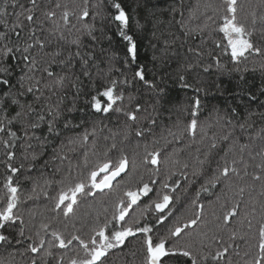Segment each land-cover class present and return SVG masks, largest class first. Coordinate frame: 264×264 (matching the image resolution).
Returning a JSON list of instances; mask_svg holds the SVG:
<instances>
[{
  "label": "trees",
  "instance_id": "16d2710c",
  "mask_svg": "<svg viewBox=\"0 0 264 264\" xmlns=\"http://www.w3.org/2000/svg\"><path fill=\"white\" fill-rule=\"evenodd\" d=\"M116 2L129 18L125 31L137 43L135 63L127 56L119 23L112 19ZM25 8H31L36 19L29 23L20 17L19 39L0 24V32L8 36L0 40V49L7 44L19 46L22 52L32 44L24 55L37 62L32 67L20 52H14L15 59L6 61L12 69L10 84H0V210L7 205L6 184L11 177L17 188L13 211L21 218L14 227L0 229L10 241L0 242V261L70 264L73 258H84L79 241L91 247L92 230L105 223L106 234L113 226L118 229L113 220L116 204L120 199L127 203L124 192L145 183L154 191L133 205L121 222L124 226L139 219L133 228L151 227L154 241L166 237L169 246L190 245L197 264L264 260L259 249V229L264 225V0H238L237 20L251 33L246 38L261 49L260 54L246 52L239 62L232 61L219 31L226 15L224 0H36L35 5L30 0H0V10L7 14L0 20H7L11 28L16 22L13 13ZM49 12L54 15L49 17ZM85 59L88 76L83 75ZM140 69L148 83L134 78ZM60 77L64 79L57 84ZM4 78L0 73V80ZM112 81H116L114 94L123 97L113 108L122 111L96 112L92 96L112 86ZM197 99L200 106L195 109ZM128 113L136 120H130ZM193 119L195 132L188 129ZM151 154H156V164ZM122 157H127L128 166L111 188L77 194L68 216L63 205L55 209L61 191L81 181L90 187L89 174L98 170L97 165L115 166ZM226 165L230 171L223 176ZM104 175L99 172L97 182ZM158 193L173 197L162 224H157L161 214L154 207L145 211ZM232 209L237 214L225 223L224 216ZM197 213L195 225L184 228L178 238L168 237L169 229L183 228ZM41 224L48 229L42 230ZM21 227L31 239L18 236ZM37 232L45 244L32 253L26 249L29 243L39 244ZM53 232L67 247H59ZM17 239L22 243L17 244ZM143 240V233L127 237L97 264H143ZM226 247L222 258L212 259ZM164 264H191V259L166 258Z\"/></svg>",
  "mask_w": 264,
  "mask_h": 264
},
{
  "label": "snow or ice",
  "instance_id": "6c2138e0",
  "mask_svg": "<svg viewBox=\"0 0 264 264\" xmlns=\"http://www.w3.org/2000/svg\"><path fill=\"white\" fill-rule=\"evenodd\" d=\"M30 3L32 5L36 4V0H30ZM237 4L238 0H224L225 5V11L226 15L222 17L223 23L219 26V31L224 34V38L227 40V49L230 50V56L232 61L239 62L240 58L245 57V53L252 51L256 54L261 53V49L258 47H255L254 44L251 42L250 39L246 38L251 35V33L246 29L244 24H241L237 20ZM59 6V5H58ZM13 7H16L15 2L13 3ZM21 8H23V5H20ZM112 7L116 10V14L112 17V19L119 23V35L123 38L124 41L127 42V56L131 58V62L135 63L137 60V43L134 41L133 37L131 35H128L125 29L127 28L129 24V18L126 15L125 10L122 8L121 4L116 2L112 4ZM7 15L4 10H0V16ZM13 15L16 16V22L12 25L11 28H9V25L7 23V20H0V24H3L5 28H8L9 32H15L17 38L19 39L20 33L16 32V29L22 28L23 24L20 21V17H24L25 20H27L29 23H32L36 18L32 14L31 8H25L23 12H16L13 13ZM49 17L54 15V13L49 12L47 14ZM84 16H87V11H84ZM68 13H64L65 19H67ZM209 19H211L209 17ZM262 20H264V17H261ZM253 23H255V19H253ZM8 36L5 32H0V40H7ZM36 44H38L41 48L44 47V44L37 40L35 41ZM75 43V41H74ZM219 47V44L217 45ZM33 47L32 44H27L23 51L21 52V49L19 46L10 47L7 44L0 49V73L5 74V78L3 80H0V84H10V80L8 79V76L11 75V66L6 64V61L15 59V56L12 55L14 52H20L22 59L24 61H29L30 65L32 67H35L36 60L35 58H32L30 60L28 55H24V53H28L29 50ZM190 51H192L190 49ZM79 55V53H77ZM90 55V54H89ZM89 61L85 59L82 64V68H84L83 75L88 76L89 72L86 68ZM127 63V61H126ZM208 69L205 68V71ZM45 71L48 73V76H52L53 73L51 71H48L45 69ZM134 78H138L140 81H144L145 83H148L145 80V75L143 72V69L137 70L134 73ZM21 81L24 80V77L22 76ZM64 78L60 77L56 83L59 84ZM179 79L183 81L185 78L184 76H180ZM116 81H112V86L106 87L103 91L98 92L97 95L92 96L91 100V107L96 112H109L112 110H115L117 112L122 111L121 108H113L117 100H121L122 96H117L114 94ZM23 86V84H21ZM184 87H189V85L184 84ZM33 89L32 87H29L27 89L28 92H31ZM161 92L164 90L161 89ZM264 91V90H262ZM7 95V93H6ZM100 97L104 98L105 103H102ZM13 103H16L14 100ZM200 106V101L197 99L195 101V109H198ZM31 111V109H29ZM137 111H139V105H137ZM233 112H235V109H233ZM19 115V113H17ZM128 118L130 120H136V116L132 113H128ZM192 115H196V111L194 110L192 112ZM42 119V117H41ZM230 122V121H229ZM11 123V121H9ZM32 127H36V125H32ZM197 127V120L193 119L191 123L188 125L189 131L195 132ZM241 128L244 127L243 124L240 125ZM53 129L51 125L49 126V131L51 132ZM0 131H3V128L0 127ZM9 135L15 136L16 134L14 132H9ZM137 135H141L140 132H137ZM87 136H84V139L87 140ZM224 139H227L225 136ZM213 147L216 145L213 144ZM115 147V145H113ZM152 159L151 162L153 164L157 163L156 154H151ZM12 158V154L9 153V159ZM233 165L237 163L236 160H233L231 162ZM128 166V160L127 157H122L118 164L115 166H112L110 162H104L102 164L97 165L98 170H93L89 174V179L91 181L90 187L84 182H78L73 187H69L66 191H61L59 193V196L55 203V209H61V206L63 205L62 211L64 216H68L69 214L73 213L74 211V205L77 203V194L84 193L86 195H93L94 190H100L103 191L105 188H111L112 180H114L116 177L120 176L121 173H124L126 168ZM259 167V165H258ZM235 170L234 168L232 169ZM11 171L15 173L17 171L16 168H11ZM230 168L226 165L223 167L221 171V175L227 176L229 174ZM99 172L105 173L102 179L97 182V176ZM218 179V177L216 178ZM254 179H259V177H254ZM12 178H8V183L6 184L7 190L9 195L7 196V205L3 208V210H0V229H3L5 227H14L17 220H20L21 218L17 216L14 213V209L17 207V188L12 186L11 183ZM153 184L156 182L153 181ZM214 183V181H213ZM164 188H168L169 185L165 183L163 185ZM206 190V189H205ZM154 189L149 187V184L145 183L142 187H138L136 190H127L124 192V196L127 197V203H125L124 199H120L119 202L115 206V212L113 214V220H115L116 224L120 225V227L117 229L115 226H113L114 230L111 231L110 234H106V229L108 228V223H105L103 227L94 228L92 231L94 233V236L92 237L89 246L88 242H85L84 240H80V246L84 249L86 255L84 258H73L70 261V264H97L98 261L101 260V257H104L108 250L119 247L120 245H123L125 243V240L127 237L135 236L137 233H143L144 234V248H145V257L143 260V264H164L165 259H173V258H179V257H187L191 259V264H197V260L193 257L192 252L190 250V245H176L173 244L169 246V240L166 237H161L158 242L154 241L153 237L149 235L153 231V229L147 225L143 227H136L133 228V225H138L140 223L139 219L133 220L131 224H128L127 226H124L121 224V222L126 221V217H129L130 213L129 210L133 208V205H136L137 202L140 200L142 196H148L149 193L153 192ZM241 192H243V189H241ZM178 199V198H177ZM173 197L170 196L167 193L163 194H157V199L151 201L149 205H145V211L148 210L150 207H154L157 213H160V218L157 220V224H162L166 217L163 215L166 209H168L172 203ZM195 203V201L193 202ZM236 210L232 209L224 216V221L227 223L229 221V217L235 216ZM143 215V213L141 214ZM199 213H197L196 219L189 220L186 224H184L183 228L179 225L175 226L174 228L169 229L168 237H175L178 238L181 233L183 232L184 228H189L192 225H195L197 223V220L199 219ZM23 221L21 220V224ZM47 224H41L40 228L42 230L48 229ZM37 237H39V244L35 243H29L27 246V251H30L32 253H38L40 249L43 248V245L45 244V239L40 235V232L36 233ZM52 235L55 237L56 240L59 241V247L65 248L67 245L65 244V241L60 237V235L56 232H53ZM18 236L24 239H31L30 237L25 236L24 228L21 227L18 232ZM98 238V239H97ZM73 240H79V237L73 236ZM0 242L4 243H10L9 237L3 234H0ZM72 241H68V244H71ZM17 244H21L22 240L17 239ZM230 247V246H229ZM259 249L262 254H264V225H261L259 229ZM228 251V248H224L222 252L218 251L215 256L212 257L213 260H217L218 258H222L224 254ZM45 255H51V252L45 251ZM0 264H3L2 261H0ZM32 264H36V260L33 259ZM255 264H264V260L257 259L255 261Z\"/></svg>",
  "mask_w": 264,
  "mask_h": 264
},
{
  "label": "water",
  "instance_id": "95a60500",
  "mask_svg": "<svg viewBox=\"0 0 264 264\" xmlns=\"http://www.w3.org/2000/svg\"><path fill=\"white\" fill-rule=\"evenodd\" d=\"M121 174H122V173H121ZM118 177H119V176H118ZM118 177H116L114 180H112V183H113ZM112 183H111V184H112ZM101 258H103V257H101Z\"/></svg>",
  "mask_w": 264,
  "mask_h": 264
},
{
  "label": "rangeland",
  "instance_id": "374dc122",
  "mask_svg": "<svg viewBox=\"0 0 264 264\" xmlns=\"http://www.w3.org/2000/svg\"><path fill=\"white\" fill-rule=\"evenodd\" d=\"M103 178V177H102Z\"/></svg>",
  "mask_w": 264,
  "mask_h": 264
}]
</instances>
